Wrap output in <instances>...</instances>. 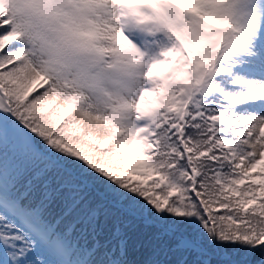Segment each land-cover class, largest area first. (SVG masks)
I'll return each instance as SVG.
<instances>
[{"label":"snow or ice","instance_id":"6c2138e0","mask_svg":"<svg viewBox=\"0 0 264 264\" xmlns=\"http://www.w3.org/2000/svg\"><path fill=\"white\" fill-rule=\"evenodd\" d=\"M172 3L200 45L191 87L179 62L149 73L166 51L135 49L144 84L109 114L32 64L0 14V264H264V0ZM138 225L152 236L133 261Z\"/></svg>","mask_w":264,"mask_h":264},{"label":"clouds","instance_id":"9594fccd","mask_svg":"<svg viewBox=\"0 0 264 264\" xmlns=\"http://www.w3.org/2000/svg\"><path fill=\"white\" fill-rule=\"evenodd\" d=\"M6 9L29 60L51 77H61L75 65L144 69L133 59L139 48L125 37L126 31L135 30L162 42L156 57L167 52L148 70L153 77L165 72L172 77L177 62L183 67L174 83L190 88L184 81L195 77L192 61L200 45L190 43L179 6L172 0H4L0 14ZM58 82L63 83L61 78ZM156 84L159 87L162 81L157 79ZM79 118L92 133L105 135L103 122L97 126L95 120Z\"/></svg>","mask_w":264,"mask_h":264},{"label":"rangeland","instance_id":"374dc122","mask_svg":"<svg viewBox=\"0 0 264 264\" xmlns=\"http://www.w3.org/2000/svg\"><path fill=\"white\" fill-rule=\"evenodd\" d=\"M125 34L145 53L144 43L148 36L140 30L126 31ZM20 47L24 49L22 45ZM143 72L144 69H114L107 63L92 67L75 65L58 78L84 97V108L98 114H109L119 102L136 98L144 84Z\"/></svg>","mask_w":264,"mask_h":264},{"label":"trees","instance_id":"16d2710c","mask_svg":"<svg viewBox=\"0 0 264 264\" xmlns=\"http://www.w3.org/2000/svg\"><path fill=\"white\" fill-rule=\"evenodd\" d=\"M161 43H162L161 41L146 37L145 45L147 47V54H146L147 61H151L157 55V53L160 50ZM42 91L43 89H38V92H42ZM36 94L37 93H34L33 95H36ZM101 224L103 226V232H102V235L98 237V239H100L101 241L110 240L112 238V231L114 227L113 223L111 221H108L105 224L103 217H102ZM76 234L78 235V233ZM127 234L130 238L129 239V243H130L129 259L133 261H139V260L144 259L147 253V248L145 247V245L150 240L152 236V231L150 229H145L143 225H138L134 229L128 231ZM85 242L86 241L84 239L81 240V243H85ZM87 242L89 244L92 243L91 236L87 237ZM138 245H139V248L137 247Z\"/></svg>","mask_w":264,"mask_h":264}]
</instances>
